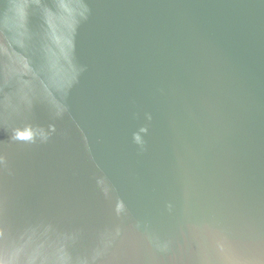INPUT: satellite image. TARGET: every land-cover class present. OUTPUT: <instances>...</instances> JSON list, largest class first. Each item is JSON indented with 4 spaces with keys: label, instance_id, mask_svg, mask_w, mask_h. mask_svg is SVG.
<instances>
[{
    "label": "water",
    "instance_id": "obj_1",
    "mask_svg": "<svg viewBox=\"0 0 264 264\" xmlns=\"http://www.w3.org/2000/svg\"><path fill=\"white\" fill-rule=\"evenodd\" d=\"M0 264H264V0H0Z\"/></svg>",
    "mask_w": 264,
    "mask_h": 264
}]
</instances>
